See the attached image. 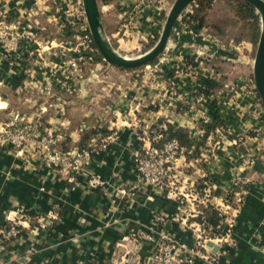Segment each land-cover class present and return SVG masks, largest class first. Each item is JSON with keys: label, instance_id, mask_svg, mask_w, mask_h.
Listing matches in <instances>:
<instances>
[{"label": "crops", "instance_id": "crops-1", "mask_svg": "<svg viewBox=\"0 0 264 264\" xmlns=\"http://www.w3.org/2000/svg\"><path fill=\"white\" fill-rule=\"evenodd\" d=\"M75 1L0 0V18L35 34L14 52L0 44V127L19 113L60 134L68 150L88 129L103 128L111 143L72 182L68 172L44 165L35 144L16 151L0 140V228L12 219L21 226L0 264H150L162 235L187 249L203 243L199 250L210 260L192 264H264V108L248 84L257 42L237 25L218 35L211 11L203 25L189 20L191 4L153 64L138 73L86 64L67 94L56 90V77L76 44L64 24ZM155 1L97 0L101 34L117 54L155 45L174 0ZM216 5L230 7L227 0ZM210 79L219 87L205 95ZM44 86L51 87L46 102ZM43 104L47 112L40 113ZM204 119L217 123L208 133ZM167 126L183 129L193 146L172 163L166 190L147 189L133 158ZM238 180L240 193L230 200ZM208 207L226 212L230 233L222 240L203 238L196 218ZM136 229L150 241L128 239Z\"/></svg>", "mask_w": 264, "mask_h": 264}, {"label": "built area", "instance_id": "built-area-1", "mask_svg": "<svg viewBox=\"0 0 264 264\" xmlns=\"http://www.w3.org/2000/svg\"><path fill=\"white\" fill-rule=\"evenodd\" d=\"M147 4H155V0H141ZM191 13V10H190ZM64 24L69 26L74 33L76 41L71 56L64 65L63 72L56 77V83L61 90L71 94L76 90V82L83 72L82 66L92 60L95 49L87 29L84 10L81 0H76L70 8L64 12ZM35 34L30 29H18L0 18V44L7 51H16L22 40H34ZM88 55L87 57L85 55ZM55 73V72H54ZM250 87H254L253 81H248ZM40 93L44 102L51 96V87L44 86ZM43 102V103H44ZM173 100L167 103L172 107ZM47 105V104H46ZM46 105H40L39 112H47ZM206 123L207 120L204 119ZM146 130L143 131L145 133ZM219 132V131H216ZM0 140L9 144L14 150L19 151L29 144H35L39 154L42 156L46 167L53 170H63L69 173L71 181L85 174L86 168L90 165L93 155L106 150L111 137L92 138L83 149L62 150V136L48 128H40L28 122L19 113H14L11 118L3 122L0 127ZM185 149L176 139H171L162 144L161 147L145 146L133 158L134 169L139 178L141 186L156 190H166L170 184L172 163L183 156ZM239 185V180L234 183V187ZM240 202V200H238ZM226 214V212H221ZM225 223V222H224ZM202 228V225H200ZM203 234V229H201ZM21 233V226L14 219L8 220L4 227L0 228V255L6 250V246L13 242ZM230 233V227L224 233L214 238L222 240L223 236ZM128 239L138 244L140 241H150V237L140 229L132 230ZM210 241L213 239H209ZM209 241V242H210ZM203 243H196L194 248L187 249L168 235H162L154 245L150 257V264H192L196 258L209 261V256L203 254L199 249ZM24 264H31L25 262Z\"/></svg>", "mask_w": 264, "mask_h": 264}, {"label": "trees", "instance_id": "trees-1", "mask_svg": "<svg viewBox=\"0 0 264 264\" xmlns=\"http://www.w3.org/2000/svg\"><path fill=\"white\" fill-rule=\"evenodd\" d=\"M227 1L230 3L229 13L227 14L228 16L226 15V17L224 18L212 20L211 27L218 35H223V31L226 28L234 27V25H237L239 26V29L241 31V36L249 37V39L254 44H256L260 31V16L256 12L255 8L252 5L241 0ZM212 4L213 0H196L195 2H193L191 5L192 12L188 14L189 20L196 21L199 25H203L206 21L208 12L213 10ZM67 29L70 30L71 28L67 26ZM156 40L157 35L151 40L148 47H152ZM92 46L95 49V53L92 54V60L87 64H93L97 61L102 60L95 46L93 44ZM85 56L87 57L88 55L86 54ZM155 61L156 59L150 64H153ZM85 66L86 65L82 66V70H84ZM120 70L126 71L123 68H120ZM218 87L219 83L214 79H210L206 82V90L204 94L209 95L214 89H217ZM56 90L63 92L60 87ZM216 125L217 123L214 121L205 123V132L208 133L209 131L213 130ZM106 134L108 133L103 128L88 129L82 135L77 148L81 150L86 147V145L92 138H103L106 136ZM160 134L161 138L152 144L153 147L159 148L164 142L171 139H176L180 143V145L186 149L185 156L190 155L188 153L192 149L193 144L188 139L187 133L183 129L167 126L165 130L160 131ZM66 145V141L62 142V144L60 145L62 150L65 152L68 150ZM205 185V180H202L201 182H199L198 189H204ZM237 188H240V185L232 189V193L229 195L228 199L230 198V200H235V192L240 193V190H237ZM196 220L200 225H202V229L204 231L202 235L205 239L217 238L225 230V215L221 214L216 209L208 207L202 214H200L196 218Z\"/></svg>", "mask_w": 264, "mask_h": 264}, {"label": "water", "instance_id": "water-1", "mask_svg": "<svg viewBox=\"0 0 264 264\" xmlns=\"http://www.w3.org/2000/svg\"><path fill=\"white\" fill-rule=\"evenodd\" d=\"M195 1L196 0H174L164 21L161 34L155 45L145 53L134 58L120 56L105 41L99 27V10L97 0H81V3L84 10L88 32L93 45L101 56L102 61L112 67L134 69L150 64L162 54L175 22L186 7ZM241 1L252 5L260 16V33L255 50L252 75L255 91L264 108V1ZM208 245L213 247L211 242H208Z\"/></svg>", "mask_w": 264, "mask_h": 264}, {"label": "rangeland", "instance_id": "rangeland-1", "mask_svg": "<svg viewBox=\"0 0 264 264\" xmlns=\"http://www.w3.org/2000/svg\"><path fill=\"white\" fill-rule=\"evenodd\" d=\"M228 10V11H227ZM229 13V8L227 6H223V5H216L215 7H213V10L211 11L210 13V16H211V19L213 20H216L217 18H219L220 16H223L222 18H224L227 14ZM228 16V15H227ZM231 27L229 28H226L225 30H228L230 29ZM72 31V30H71ZM70 35H74L73 31H72V34L70 33ZM74 38V36H73ZM75 41V40H74ZM147 50H140V51H134V52H131L129 54H126V55H122V54H119L120 56H126L128 58H134V57H137L143 53H145ZM102 61V60H101ZM103 62V61H102ZM144 66H140V67H137V68H134V69H125L127 72H130V73H138L139 71L143 70ZM1 113V112H0ZM0 119H3V116L0 114ZM195 208V207H194ZM196 209V208H195ZM195 214V213H194ZM196 215V214H195Z\"/></svg>", "mask_w": 264, "mask_h": 264}]
</instances>
